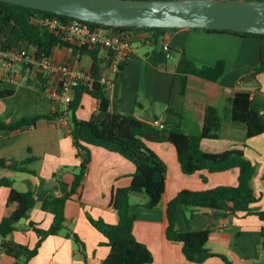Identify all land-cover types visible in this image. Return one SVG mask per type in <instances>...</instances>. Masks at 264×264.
<instances>
[{
  "label": "crops",
  "instance_id": "obj_1",
  "mask_svg": "<svg viewBox=\"0 0 264 264\" xmlns=\"http://www.w3.org/2000/svg\"><path fill=\"white\" fill-rule=\"evenodd\" d=\"M10 30L11 27H4L0 15L1 45L6 42ZM149 36L150 33L144 31L133 33V52L129 61L119 75L105 85L111 112L131 114L141 120H159L165 129L200 135L206 106L209 103L219 105L223 122L220 138L202 140L201 149L210 154L242 150L257 168L252 188L261 198L253 207L264 210V134L248 139L246 124L232 119L236 92L254 94V100L264 102V73L254 74L261 62L264 40L229 33L172 31L164 43L172 50V58L163 65L154 66L150 62L154 47L147 42ZM8 45L36 51L23 40L8 41ZM88 47L89 52L103 63L102 76L111 78L110 53L99 46ZM183 53L198 67H214L224 62L225 73L215 84L189 76L183 90L182 80L176 76V67ZM51 57L60 64L79 65L88 72L94 64L88 52L75 53L65 45L55 47ZM251 75L254 78L246 81ZM10 76L12 78L0 66V91H13L10 97L0 99V119L12 124L25 118L41 117L35 126L0 134V161H17L18 167L26 170L19 172L0 166V180H13L15 190L31 192L37 201L29 218L17 225L9 239L34 248L39 237L30 228V223L41 229L50 228L54 216L43 211L41 206L46 199L62 197L71 190L82 159L77 156L71 124L55 126L53 123L62 111L60 100L52 95L57 90V81L49 78V88L45 91L34 70L27 65L16 66ZM96 109L97 101L89 94H83L77 118L87 121ZM145 144L167 166L166 188L161 205L154 209L146 208L148 199L145 194H131L130 211L136 218L134 236L151 251L154 258L151 264H187L182 243L167 238L168 203L183 190L203 192L234 187L238 184L239 170L210 172L205 169L186 175L172 144L146 140ZM28 159L31 161L26 162ZM135 172V165L121 155L90 147V162L82 186L66 203L65 228L58 235L46 238L32 264H103L110 253L109 241L90 223L87 215L116 224L119 217L111 205L113 192L129 187ZM10 191L8 187H0V223ZM191 210L185 207L178 210L176 226L179 232L209 229L206 247L211 252L226 256L233 264H264L261 246L264 221L258 216L239 214L235 217L203 210L188 221ZM68 233L77 234L84 248L69 238ZM0 264H16V261L0 252ZM202 264L225 263L213 257Z\"/></svg>",
  "mask_w": 264,
  "mask_h": 264
},
{
  "label": "trees",
  "instance_id": "obj_2",
  "mask_svg": "<svg viewBox=\"0 0 264 264\" xmlns=\"http://www.w3.org/2000/svg\"><path fill=\"white\" fill-rule=\"evenodd\" d=\"M153 1V0H140ZM264 1V0H259ZM0 15L3 17L4 27H11L10 34L4 48H10L8 41L23 40L35 48L37 58L51 57L53 49L60 45L72 48L76 53L88 52L94 60L90 76L91 86L81 85L75 90L74 100L70 105L71 135L77 156L82 159L79 172L71 185V190L62 197L46 199L41 208L50 212L54 220L49 229H41L35 223H30V228L36 232L39 240L34 248L15 243L9 236L17 230V225L28 219L30 212L36 207L37 201L31 192H19L14 189V181L1 179L0 187L11 189L7 198L6 209L0 223V252L14 258L16 264H32L39 253L42 243L49 236L58 235L65 228V208L68 200L75 195L82 186L83 179L90 162V147H100L110 152L117 153L129 160L136 167L132 176L131 185L127 188L114 190L111 205L117 212L119 220L116 224H108L102 219H94L90 215L88 220L109 241L110 253L103 264H151L154 260L151 251L134 236L135 216L131 214L130 196L133 193H142L147 196L146 208L154 209L161 205L166 188L167 166L161 158L145 144L146 141L172 144L177 152L178 161L182 172L193 175L202 170L221 172L230 169H238V184L234 187H220L203 192L189 190L181 191L167 205V238L172 242L183 245V254L187 264H202L208 259L218 257L225 264H233L226 256L216 254L207 249L210 230L198 232H179L176 226L178 210L181 207L191 208L187 220L194 219L203 210L213 213H225L232 216L239 214L255 215L264 221V210L253 207L261 198L252 188V181L256 175V166L246 158L242 150H229L220 154L205 153L201 149L204 139L217 140L222 130V118L220 106L209 103L204 112L202 132L200 135H187L178 129H165L153 126L144 120L131 114H113L110 110L111 103L106 93V87L101 83L103 63L97 59L89 47H76L66 43L60 33L49 32L40 23L45 17L56 16L47 12L16 6L0 2ZM62 21L72 18L58 16ZM93 27L108 29L131 30L133 33L144 31L150 33L147 42L153 45L154 50L150 56V62L154 66H160L168 61V54L172 50H166L164 43L168 40V34L180 29H140V28H114L110 26L91 24ZM191 31H205L229 33L243 37L258 38L264 40V35L240 34L231 31H215L203 29H189ZM111 61V57L109 56ZM125 65V64H124ZM124 65L121 67L123 69ZM26 68V67H25ZM225 63L219 62L214 67H198L190 61L186 55L180 54L176 67V76L182 80L183 90L187 85L189 76L198 77L205 82L215 84L225 73ZM264 73V43L261 47V62L254 70L255 76ZM37 79L43 89L48 90L49 77L38 74ZM13 91H0V99L8 98ZM83 94H89L97 101V109L87 121L77 118V111L81 107ZM41 117L25 118L17 123H6L0 119V134L6 130L15 131L24 127L35 126ZM232 119L234 122H242L247 127V138H254L264 134V102L251 100L248 92H236L233 101ZM31 161L28 159L26 162ZM0 166L26 172L20 169L17 161H0ZM80 248L84 243L75 233H68ZM262 249L264 250V226L262 227Z\"/></svg>",
  "mask_w": 264,
  "mask_h": 264
},
{
  "label": "water",
  "instance_id": "obj_3",
  "mask_svg": "<svg viewBox=\"0 0 264 264\" xmlns=\"http://www.w3.org/2000/svg\"><path fill=\"white\" fill-rule=\"evenodd\" d=\"M114 28L203 29L264 35L259 0H0ZM251 78V79H250ZM251 75L246 78L250 82Z\"/></svg>",
  "mask_w": 264,
  "mask_h": 264
},
{
  "label": "built area",
  "instance_id": "obj_4",
  "mask_svg": "<svg viewBox=\"0 0 264 264\" xmlns=\"http://www.w3.org/2000/svg\"><path fill=\"white\" fill-rule=\"evenodd\" d=\"M40 23L49 32L62 34L66 43L70 45L77 47L99 46L108 51L111 57L110 70L113 76L111 78L102 76L101 83L103 85L111 83L119 75L121 67L129 61L133 52V32L131 30L93 27L91 23L77 19L62 21L57 15L45 17ZM164 48L170 49L167 45H164ZM168 58H172L171 53L168 54ZM18 65H27L34 70L36 75H47L57 81V90L52 95L60 100L62 111L53 123L55 126L70 125L69 108L74 100L75 90L81 85L91 86L90 73L79 65L60 64L52 57L37 58L35 52L18 48H4L0 44V66L4 68L9 77ZM250 95L251 100H254L255 95ZM144 121L153 126L164 128V124L159 120Z\"/></svg>",
  "mask_w": 264,
  "mask_h": 264
}]
</instances>
